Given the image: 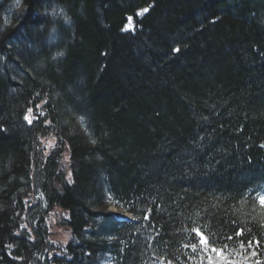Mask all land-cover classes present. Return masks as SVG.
<instances>
[{
	"label": "trees",
	"instance_id": "1",
	"mask_svg": "<svg viewBox=\"0 0 264 264\" xmlns=\"http://www.w3.org/2000/svg\"><path fill=\"white\" fill-rule=\"evenodd\" d=\"M12 2L0 0V264H208L194 228L233 264L264 262L247 199L264 184V0H23L8 25ZM38 191L47 214L67 213V244L46 216L35 224ZM240 230L259 246L241 248Z\"/></svg>",
	"mask_w": 264,
	"mask_h": 264
},
{
	"label": "rangeland",
	"instance_id": "2",
	"mask_svg": "<svg viewBox=\"0 0 264 264\" xmlns=\"http://www.w3.org/2000/svg\"><path fill=\"white\" fill-rule=\"evenodd\" d=\"M23 10V0H13L12 4L9 5V7L6 9L4 12V18L5 21L8 25L12 24L17 20L20 12ZM44 14H47L52 20L54 21H63L67 25H69V18L66 14V12L63 10L62 7L58 5H52L49 7L47 10L44 11ZM134 27V19H131L127 29L131 30ZM58 39V30L54 27L50 31L49 38L46 41L47 45H52L56 43ZM20 51V50H19ZM60 57L61 53L57 54L56 57ZM55 57V56H54ZM6 56L0 54V68L3 67L5 64ZM29 118L32 120L31 114L29 115ZM63 124L69 125L71 124L72 130L76 133H84L88 135L87 131V124L85 119L81 117H73L69 113V116L66 119H64ZM44 143L46 144L47 150L50 151L56 144V134L55 132L51 133L50 136L47 138L43 139ZM69 152L66 153V163L69 165L70 164V159H69ZM260 195H264V184H262L260 187L257 189L253 190L250 192L247 196V199L250 201L248 202V205L250 206V210L256 220H258L260 223H264V207H261L259 202H258V197ZM36 198L38 199V206L36 208V212H38V218L35 220V224L40 221L41 216L44 215L46 216V224L48 225V230L50 233V239L53 243L56 244H67L71 238V234L68 231V229L65 228L64 225H60L59 222L63 220L64 216L67 215L66 212L63 210L57 208L53 210L52 213L47 214V203L44 195L38 191ZM108 210L110 211H115L117 213L123 212V209L119 205H115L113 201L108 200ZM48 251H45L42 253L39 258L42 260L46 259V256L48 255ZM113 260L110 255H106L105 257L102 258L101 264H112Z\"/></svg>",
	"mask_w": 264,
	"mask_h": 264
},
{
	"label": "snow or ice",
	"instance_id": "3",
	"mask_svg": "<svg viewBox=\"0 0 264 264\" xmlns=\"http://www.w3.org/2000/svg\"><path fill=\"white\" fill-rule=\"evenodd\" d=\"M144 11H147V9H145ZM177 51H179V50L177 49ZM29 111H31V110H29ZM25 119L28 120L29 123L32 122L28 116H26ZM258 202H259L261 207H264V195H260L258 197ZM192 231L195 233L196 237L199 238L198 243L201 246L202 251L205 254H208V253L215 254L214 256L213 255H207L208 264H233V261L229 259L228 254H226V252H225V248L227 247L226 245H225V248H217V247L213 246V243L210 241L209 237L206 236L199 228H194ZM235 236L242 238L240 241V247L241 248H244V247L254 248V247L259 246V243H260L259 241H256L255 245H253L252 241H247V245H245L244 231L243 230L237 231L235 233ZM228 239L231 240V239H233V237L229 236ZM191 247H192L193 251L197 250L196 244H192ZM250 255L256 256L257 252L252 251L250 253ZM256 264H264V262L257 260Z\"/></svg>",
	"mask_w": 264,
	"mask_h": 264
},
{
	"label": "bare ground",
	"instance_id": "4",
	"mask_svg": "<svg viewBox=\"0 0 264 264\" xmlns=\"http://www.w3.org/2000/svg\"><path fill=\"white\" fill-rule=\"evenodd\" d=\"M114 212H115V211H114ZM123 212H124V216H125L126 218H128V219H131V218H132V216H131L130 213L125 212V210H123Z\"/></svg>",
	"mask_w": 264,
	"mask_h": 264
}]
</instances>
